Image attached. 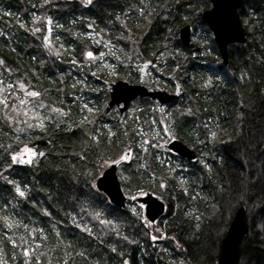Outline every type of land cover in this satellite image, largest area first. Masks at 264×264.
<instances>
[{
  "label": "trees",
  "instance_id": "trees-1",
  "mask_svg": "<svg viewBox=\"0 0 264 264\" xmlns=\"http://www.w3.org/2000/svg\"><path fill=\"white\" fill-rule=\"evenodd\" d=\"M210 7L209 0H0V80L12 85L9 96L29 100L26 92L36 91V100L64 113L28 135L7 114L16 99L0 103V264L217 261L212 252L216 257L230 216L239 206L251 213L244 199L255 188L250 180L257 172L249 170L247 147L264 144L255 125L260 119L264 129V0H242L245 42L228 46L227 63L202 20ZM45 17L54 24L58 55L45 43ZM187 22L203 34L185 47L178 35ZM37 24L39 32L33 31ZM88 51L103 52L129 83L147 62L156 83L148 86L169 93L178 89L179 97L164 107L139 99L130 116L117 122L107 106L108 90L92 74L107 81L111 76L85 65ZM152 119L193 149L197 160L169 152L158 160L152 147L157 136H144L148 143L140 146L139 131L152 128ZM27 142L39 153L36 161L13 163L11 157ZM233 148L238 159L229 154ZM130 149L135 157L122 161ZM111 161H119L126 195L139 189L169 203L170 213L154 223L158 235L130 204L115 207L96 189ZM257 189L264 203V183ZM219 222L218 231H207ZM250 234L255 236L243 239L242 256L264 264V243Z\"/></svg>",
  "mask_w": 264,
  "mask_h": 264
},
{
  "label": "water",
  "instance_id": "water-1",
  "mask_svg": "<svg viewBox=\"0 0 264 264\" xmlns=\"http://www.w3.org/2000/svg\"><path fill=\"white\" fill-rule=\"evenodd\" d=\"M211 8L202 12V20L207 24L212 33L214 42L224 63H227V48L231 44L245 42L244 29L241 23L239 8L242 0H209ZM51 20L46 21L49 27ZM180 43L187 47L191 43V27L184 25L179 29ZM144 72L141 73L140 79ZM179 95V90L169 93L165 90L148 89L142 84H130L127 81L117 80L110 85L108 106L121 107L120 114L126 111L130 103L136 98H150L160 104L174 102ZM167 149L180 158L192 161L196 159V153L179 140H173L167 144ZM128 158L129 154H125ZM124 156V157H125ZM126 158V159H127ZM124 159V160H126ZM96 189L103 193L109 203L118 208H124L126 196L120 185L117 175V166L112 164L96 179ZM145 206V216L149 222H155L162 216L165 210L164 203L150 193L136 200ZM249 225L246 209L239 206L228 225V228L220 240L217 261L215 264H239L241 258V243L248 235Z\"/></svg>",
  "mask_w": 264,
  "mask_h": 264
},
{
  "label": "rangeland",
  "instance_id": "rangeland-1",
  "mask_svg": "<svg viewBox=\"0 0 264 264\" xmlns=\"http://www.w3.org/2000/svg\"><path fill=\"white\" fill-rule=\"evenodd\" d=\"M185 1H189V0H185ZM187 6L189 8H196V6L193 4H190ZM47 19H48V17H45V19L43 21L44 22L43 28L44 27L46 28V20ZM184 19H186V17H184ZM186 21H188V20H186ZM35 22L36 21L34 20V23ZM187 24H189L191 26V30H192L191 31V40L193 41V40L201 39L202 34H203L202 29L199 26H197V28L194 30V28L192 27L190 22L185 23V25H187ZM53 25H54L53 22H51L49 27H48V29H49V34L47 36L48 40H45V43L48 45L50 50L54 51L57 54V53H59L60 47L58 46L56 41H54L53 35H51L54 32L52 29ZM36 28L41 29L38 26V24L33 27V31ZM42 36H44V35H42ZM101 53H103V52L99 51V52L94 54L93 58H91V59L87 58L85 61V65L87 67H95V69L103 71L104 73L106 72L108 75H110L111 78H109V79H111V80L107 81L105 79H101L102 82H104V83H107V82L108 83H114L116 80H124V79L120 78L119 75L115 72V63L110 62V60L106 57L104 58V56L101 55ZM142 64L143 63H140L138 67H141ZM138 67H137V72H138ZM150 74H152V73L148 67V69L146 70L145 78L142 82L143 84L145 83L146 86L151 84V83L156 84L155 81H151ZM92 75H94V77L98 78L97 74L93 73ZM136 81H138V77L136 78ZM0 82H2V81L0 80ZM81 83L84 84L83 81H81ZM8 86L9 85H7L5 83L0 84V103H3L6 99H12V100H14V98L16 99L15 101H12L10 110H8L7 114L10 118L11 123L14 126H16V129L19 132H23L24 134L30 135L29 131L42 128L46 119H52V117H59L61 115L60 112L54 111V109L51 108V106H49L45 101L36 100V98L30 97L28 95L27 96L30 99L29 100L23 99L22 101H24V103H21L20 97H18V95L12 94L11 96H9V93H11V92H10V88ZM107 86H109V84L105 85L106 89H107ZM18 88H19V85H18ZM82 105H83V107H85V105H87V107H89L87 102H84ZM134 108L135 107H132V105H131L129 110L126 112L127 116H130V113L133 112ZM121 119L122 118H120V120ZM151 122H152L151 123L152 128H150V129L146 128L144 130L139 131L140 132L138 135L139 145L142 146L141 143H146V141L148 142V140H146V138L144 136H146V135L153 136V137L157 136L159 138L158 139L159 141L156 145L152 144V147H154L156 149V151H155L156 158L158 160L164 161V160H166L165 152L168 150L164 145H161V144L167 143L169 140H171L172 139V133L168 128L162 129V127H159L158 124H156L157 122L155 120L152 119ZM255 122H256L255 125L257 126V128H259L260 131L264 134V129H262L263 127H262L261 120L259 119V121H255ZM30 125H31V127H30ZM26 147L33 149V152L35 153V155H33L32 153H26L24 151V149ZM142 148H143V151L146 150L144 147H142ZM263 150H264V144L261 143V140L257 141V142H255V141L251 142L249 144V146L247 147V152L249 154L248 160L250 163L249 170H251L253 167L257 172V176H256V178H253L250 180V182H252V185L255 188H253V190L249 194L250 197H247L248 195L246 196V198L244 199V202L251 205V213H249V215H247L248 225H249V232L247 235V237H248L247 240L248 239H249V241L252 240L251 237H254L255 235L251 236L250 233L253 232V233H256V235H257L256 239L264 243V229H263V225H264V203H263V201H261L263 196L261 195V193L258 192V189H257V187L260 188L264 183V175L261 174L263 169H264V151ZM130 151H131L130 160H132L135 157V153L131 149H130ZM238 153H239V150H237L235 148L231 149V151L229 152V154L232 157H235L236 159H238V156L240 154V153L239 154ZM38 154L39 153L36 151L35 147L30 146L29 142H27L23 147L20 148L19 152L17 153V156L23 157L25 160H30L31 161L30 163H20V164H24V165H26V164L29 165V164H32L33 162L36 161ZM119 159H120V157L117 160H119ZM111 162H113V161H111ZM165 163L167 166L170 165V163H171L170 159H168V162L165 161ZM174 163L177 164L178 161L174 160ZM117 172H118L119 181H121L122 177H121V175H119V170ZM252 185H251V188H252ZM143 192L146 193L145 191H143ZM133 194L138 196V197L141 196L139 190L136 192H133ZM132 195H128V197H130ZM156 197L159 198L160 200H162L163 202H165V204L168 206L166 213H170L171 207H170L169 203L164 201L159 196H156ZM140 206L141 205L137 204L136 202H133V203H130L129 208L133 212H136L138 210L139 212H137V213H139L140 219L146 220V216L144 215V211ZM231 217L232 216H230L229 223L231 221ZM220 224L221 223L219 222V223H215L211 226H208L209 229H207V231L209 233H215L216 231L219 230ZM154 229L156 231L155 235H158V233H161V230L159 228V224H156L154 226ZM214 239L217 240V238H215L213 236L212 241H211L212 245H213ZM214 243H215V241H214ZM219 243H220V240H219ZM242 253H243V251L241 249V258H240L239 264H255L256 263V262H254V260H249L248 258H246L245 255H244L245 257H243ZM212 256H213L212 261L215 262L214 258H216V260H217L218 252H217V256L214 257V251H213ZM245 258H246V260H245Z\"/></svg>",
  "mask_w": 264,
  "mask_h": 264
},
{
  "label": "snow or ice",
  "instance_id": "snow-or-ice-1",
  "mask_svg": "<svg viewBox=\"0 0 264 264\" xmlns=\"http://www.w3.org/2000/svg\"><path fill=\"white\" fill-rule=\"evenodd\" d=\"M87 2H88V3H91L92 0H87ZM149 15H151V13H149ZM21 27H23V25H21ZM34 31L39 32L40 29H39V28H36ZM45 40H48V37H47V36H45ZM58 54H59V53H57V55H58ZM85 55H86V57L89 58V59H91V58L94 57V53L91 52V51L85 53ZM101 55H103V53H101ZM0 63H2V61H0ZM72 63L75 64L76 61L73 60ZM0 84H2V82H0ZM8 87L11 88L12 86L9 85ZM19 88H20L21 90H24V89H25V85H24V83H20V84H19ZM26 95H28V96H30V97H34V98L40 96V94H39L38 92H36V91L26 92ZM21 103H24V101H21ZM85 107L87 108V111H88L89 113H91V112L93 111V109L90 108V107H87V105H85ZM54 111H59V110H58V109H54ZM61 114L63 115L64 113H61ZM30 127H31V125H30ZM146 143H148V142L146 141ZM24 151H25L26 153H32L33 155H35V153L33 152V149H31V148L26 147V148L24 149ZM40 155H43V153H40ZM126 158H127L126 156H125V157H121V160L126 159ZM11 160H12L13 163H17V162H18V163H30V162H31L30 160H25L23 157H19V156H16V155H13V156L11 157ZM113 163H114V164H115V163H119V161H113ZM160 186H161V187H164L165 185H164V184H161ZM138 190H139V189H138ZM16 191L19 193L20 196H24V192L20 191L19 188H17ZM139 191H140V195H144V194H145L142 190H139ZM129 199H130L131 201H135V200L138 199V196H136V195H132V196L129 197ZM141 207H144V206L141 205ZM101 222L103 223V221H101ZM7 227L11 228V227H12V224H8ZM152 239H153V240H156L157 237H156V236H153ZM113 251H115V249H113ZM25 255H28L27 250L25 251ZM124 264H128V262L125 261Z\"/></svg>",
  "mask_w": 264,
  "mask_h": 264
},
{
  "label": "flooded vegetation",
  "instance_id": "flooded-vegetation-1",
  "mask_svg": "<svg viewBox=\"0 0 264 264\" xmlns=\"http://www.w3.org/2000/svg\"><path fill=\"white\" fill-rule=\"evenodd\" d=\"M146 69H148V63L147 62H145V63H143L142 64V66L141 67H138V74H139V76H138V81H136V82H134L133 84H142V85H144V86H146V84L144 83H142L143 82V80H144V78H145V75H146V72H144L143 70H146ZM144 72V75H143V77L140 79V76H141V73H143ZM99 81H101L102 82V80L101 79H99V77L97 78ZM104 85H106V84H109L108 82L107 83H104V82H102ZM147 88H149V89H153V88H151V87H149L148 85L146 86ZM107 89H108V100H109V91H110V88H109V86H107ZM139 99H143V98H136L135 100H133L132 102H131V105L133 104V103H137L138 102V100ZM145 99V98H144ZM153 102H155V103H157L158 104V106H160V107H164V106H166V105H160L157 101H155V100H152ZM108 102V101H107ZM121 105L122 104H120L119 106H115V105H113L112 107H109L108 105V108L110 109V111H112V112H116L117 113V119H116V121L118 122L119 121V119L120 118H122L123 116H124V114H126V112L124 113V112H122V114H120V112H119V109H120V107H121ZM131 105H130V107H131ZM129 107V108H130ZM132 107H133V105H132ZM170 141V140H169ZM168 141V142H169ZM164 143H162V145H163ZM141 205V204H140ZM144 206V205H143ZM167 206V205H166ZM141 207V206H140ZM142 209H143V211H145V206L144 207H141ZM167 208H168V206H167ZM166 211H167V209H166ZM166 213V212H165ZM152 225V224H151ZM152 226H155V224L154 225H152ZM154 228V227H153Z\"/></svg>",
  "mask_w": 264,
  "mask_h": 264
}]
</instances>
